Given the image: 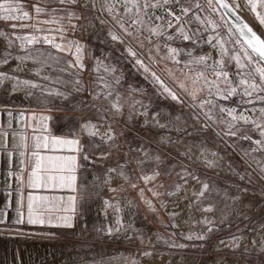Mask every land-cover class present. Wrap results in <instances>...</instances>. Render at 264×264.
Returning a JSON list of instances; mask_svg holds the SVG:
<instances>
[{
	"label": "snow or ice",
	"instance_id": "obj_1",
	"mask_svg": "<svg viewBox=\"0 0 264 264\" xmlns=\"http://www.w3.org/2000/svg\"><path fill=\"white\" fill-rule=\"evenodd\" d=\"M31 9V12L27 10L21 0H0V21L17 22L11 23L13 29L32 30L28 34L15 37L20 41L19 48L25 54L14 57L11 52L4 51L0 54V67L15 59L18 63L12 71H24L31 63L34 67L28 70L39 80L63 87L71 84V91L46 87L37 81L22 80L8 72H0V86L6 81H11L13 93L28 89L25 94L35 95L36 100L45 105L44 112L52 111V108L48 107L52 103L49 98L65 101L69 100L73 92H84L85 86L80 76L85 70V46L79 40L69 38L68 31L70 28L75 33L84 27L76 21L85 20L92 25V18L86 15L88 12L106 14L110 19L100 15H95V19L101 25H109L108 37L111 41L123 45L125 59H130L144 74V78L158 88L159 96L190 109L192 123L189 124L180 115H168L162 121L163 113L150 114V102L146 104L142 99H134L136 95H145L144 90L129 85L128 95L133 97V102L129 105V121L142 116L145 117L144 126L151 125L168 133L177 132L175 139L171 135H161L156 141L159 145H170L175 149L176 155L169 153L168 159L171 162L166 163L164 156L152 153L143 144H129L132 159H128V153H124V163L109 168L103 182L111 186L113 179L122 178L126 184L136 189V171H139V180L145 185L159 181L162 176L174 174L178 177L177 183L170 185L163 192L158 189L164 188V184H154L148 191L157 198L164 195L177 196V206L180 199L186 201L184 210L188 216L183 219V224L189 228L201 225L202 231H179L172 235L179 234L189 241H206L210 233L220 231L222 226L231 227L229 217L233 215L249 221L245 224L248 229L249 224L253 222L246 213L238 212L232 206L239 203L244 207L241 197L230 196L226 189L221 193L214 183L202 178L200 171L224 170L248 185L264 181V155L259 158L256 155L264 154V38L239 14L247 9L254 14L257 23L264 27V0H243V3L241 0H36ZM214 15L220 16V22L213 18ZM228 16L232 19L226 20ZM28 21L31 23H27ZM41 25L56 27L43 28ZM0 37L8 41L7 47L13 45L14 41L9 39L6 33L0 31ZM133 41H137V44H133ZM182 44L188 46L182 47ZM205 45L215 51V56L212 51L193 54L196 49ZM145 49L146 53L143 51ZM69 55L72 59H65ZM182 56L186 58L181 59ZM161 62L165 63L164 71L175 87L154 70ZM170 64L176 65V68L169 67ZM46 69L65 73L72 79L53 77L45 71ZM93 71L97 73L95 83L99 91L89 95L93 101L108 102L104 111L111 112L114 119L123 116L125 105L121 102L122 95L119 92V88L124 86L123 72L116 65L107 64L100 58L96 59ZM32 90H36L39 95ZM100 112L97 108V113ZM6 115L8 119L4 125H0V152L7 159V177H15L28 189H57L79 193L78 172L84 167L83 162L95 163V153L86 151V145L81 142L82 137L86 136L96 148L108 145V150L100 152L96 159H107L111 155V149L114 146L119 147L116 143L119 137L111 124L106 125L103 122L105 117L102 114L96 117L95 123L92 119L73 122V127L67 135H53L48 126L51 119L49 115L37 116L33 112L26 117L25 112L21 111L17 118L21 126H25L23 122L27 119L30 122L27 126L31 127L33 132H39L38 135L32 136L31 144L28 143L29 138L24 132H18L12 127L13 113L7 111ZM31 121L36 123L32 124ZM120 135L124 133L121 132ZM188 137L192 139L189 140ZM97 140L99 144L96 143ZM244 142H248L249 146L244 147ZM209 143L215 145V148L209 147ZM221 147L225 151L232 148L243 161V169L235 162L223 166L225 156L217 150ZM14 155L19 157L15 173L11 170L14 167ZM133 161L135 170L129 167ZM235 187L240 192L249 191L247 187ZM120 188L123 190L122 185ZM110 190L115 192L117 188L110 187ZM181 193L184 194L182 197ZM214 193L225 201L222 207H218L213 199ZM261 194H264V190ZM139 195L149 210L157 211L152 201L144 196L143 188L139 189ZM8 196H11V192ZM82 199V195L71 194L65 197L34 195L30 192L26 198L21 195L16 201L14 221L7 219V209L11 206L9 203L0 208V226H4L0 228V233L6 229L10 230V224L13 223L47 224L72 229L81 215ZM104 204L106 210L111 209L116 213L122 211L118 205L109 201H104ZM160 205L167 207L163 200ZM132 206V202H129V207ZM215 211L220 213L218 217L195 216L197 212ZM168 215L171 223L166 227L180 229L181 223L175 220L179 213L173 211ZM115 224L117 227L107 228V235H113L121 229L127 231L132 227L131 223L125 225L120 216L116 217ZM237 231L243 232V229L237 225ZM250 231L256 233L250 243L245 242L247 238L244 235L236 233L228 239L219 240L218 248H228L238 257L233 260V264H255L251 259L254 254L264 256V222L256 223ZM139 238L143 243V237ZM169 246L189 247L175 241ZM253 250H256L255 253ZM143 255L147 257L152 253L145 251ZM132 264H136V261ZM223 264H227L226 258H223Z\"/></svg>",
	"mask_w": 264,
	"mask_h": 264
},
{
	"label": "rangeland",
	"instance_id": "obj_2",
	"mask_svg": "<svg viewBox=\"0 0 264 264\" xmlns=\"http://www.w3.org/2000/svg\"><path fill=\"white\" fill-rule=\"evenodd\" d=\"M201 2H203V0H201ZM21 3L31 12V6L36 3V0H21ZM241 3H243V0H241ZM52 6L59 7L58 5ZM240 13H242L247 20L252 22L258 32L264 35V27H261L257 23L253 13L247 9H244ZM86 15L92 18V25H89L85 20L76 21V23L82 24L84 27L78 29L75 33H73L70 28L68 31L69 38L79 40L85 46V70L80 76L84 83L85 91L81 93L73 92L69 100H65V106L62 105L60 99H49L57 103L55 107L58 109L64 107L65 111L73 116L71 117L73 121L78 123L88 119H92L95 123L97 122L96 117L98 115H104L105 121L103 122H105L106 125L111 124L115 134L119 137L116 142L119 147L114 146L111 149V155L107 159H96V156H98L100 152L108 150V145H101V147L96 148L86 136L83 137L86 151L90 154L95 153V155H93L95 163L85 161L83 162L84 167L80 169L79 195H82L83 199L80 201L81 215L77 220L75 236L65 238L64 242H55V245L51 247L39 246L41 250L45 251V254L43 253L41 256L37 257L36 260L28 264H132L133 261H136V264H223V258L227 259V264H233V260L238 259V257L234 256L228 248H224L223 246H219L218 248V242L221 239H228L233 233L244 235L247 238L245 241L246 243H250L251 239L256 237V233L250 231V228L254 227L256 223L264 222V194H261L262 190H264V181L248 185L227 171L201 169L200 175L202 178L208 180L210 183H214L221 190V193L226 189L230 196L239 195L241 197L243 205L245 206L241 207L239 203H235L232 206L236 208L238 212L243 211L246 213L253 222L249 224V228L246 229L245 224H248L249 221L243 220L242 217L237 218L233 215L229 217L231 227L222 226L220 231L210 233L206 241H189L179 234L175 236L172 235L179 231L200 232L202 231V226L193 225L189 228L187 225L183 224V219H186L188 216V213L184 210L186 201L183 199H180L179 205L177 206L175 203L177 201V196L164 195L157 198L148 191L154 184H164V188L158 189L163 192L170 185L177 183L178 177L174 174L172 176H162L159 181L145 185L139 180V171H136L134 176V179L138 183V188L136 189L126 184L122 178L113 179L111 186L103 182L109 168L116 167L118 163H124V153H128V159H132L133 154L129 152V144L133 146L135 144H143V146L152 153H158L164 156L166 158V163L171 162V160L168 159L169 153H171L172 156L176 155L175 149L170 145H159L156 141L161 135H171L175 139L178 136L177 132L173 131L168 133L164 129H157L151 125L144 126L145 117L142 116L129 121V105L133 102V97L128 95L129 85L144 90L145 95H136L134 99H142L146 104L150 102V114L153 112L163 113L164 117H162V121L166 119L168 115H180L191 124V110L177 105L170 99H164L159 96L158 88L154 87L149 80L144 78V74L133 65L130 59H125L123 45L111 41L110 37H108L107 32L109 25H101L99 21L95 19V15H100L105 19H110V17H107L106 14H93L91 12L86 13ZM46 18L47 17H41V19ZM213 18L216 19L217 22H220L219 15H214ZM11 23L17 22L0 21V31L6 33L9 39L14 41L13 45L9 48L7 47L8 41L0 37V54L4 51H9L14 57L22 56L25 53L20 50V41L16 40L15 37L17 35L28 34L32 30L30 28H25L23 30L13 29ZM27 23H31V21ZM65 24H67V22H65ZM41 27L55 28L56 25H41ZM133 44H137V41H133ZM181 46L185 47L188 45L182 44ZM229 46L231 47V45ZM143 51L146 53V49ZM209 51H212L213 56H215V51L211 50L207 45L203 48L196 49V52L193 54L207 53ZM97 58L103 59L107 64L116 65L124 74V86L119 88V92L122 95L121 102L125 105L123 110L124 114L121 117L114 119L111 112L104 111L108 107V102L102 100L93 101L92 96L89 95V93L99 91L95 83L97 73L93 71ZM156 58L158 59V57ZM185 58L186 57L183 56L181 57V59ZM65 59L70 60L72 57L69 55L66 56ZM17 63L18 61L15 59L10 60L8 64L0 67V72H8L10 75L19 77L22 80L37 81L46 87L60 88L61 91L65 92L71 91V84L65 87L64 90L63 86L60 84H50L48 81L39 80L38 77L28 70L34 67L31 63L27 65L24 71H12V69L17 66ZM169 67L175 69L176 65L170 64ZM164 68L165 63L161 62L154 70L158 71V73L165 78L166 82L172 85V81L168 80ZM45 71L49 72L53 77L60 76L63 80L72 79V77L65 73L53 72L51 69H46ZM12 83L11 81H6L3 86H0V107H19L24 105V103L37 106L41 105V103L36 101L35 95L28 96L25 94L28 89L13 93L11 90ZM172 86L175 87V85ZM32 91L35 92L36 95H39L36 90ZM33 101L34 103H31ZM97 108L101 110L100 113H97ZM121 132H123L124 135H120ZM209 135H211V133H209ZM187 139L190 140L192 138L188 137ZM96 143L99 144L100 142L97 140ZM243 146L248 147V142H244ZM209 147L215 148V145L209 143ZM217 150L220 151L221 155L225 156L223 166H226L229 162H235L240 169H243V161L232 148H227L225 151V149L221 147ZM256 155L257 158H259L264 154L258 153ZM129 167L135 170V162L133 161ZM178 170L179 169H177V171ZM217 172H219V174H217ZM89 173L95 174V177L89 178ZM121 185L123 186V190L120 188ZM235 185L247 187L249 191L240 192ZM110 187L117 188V191H111ZM140 188L144 189V196L152 201L157 210L156 212L149 210L145 205L139 195ZM183 195V193L180 194L181 197ZM213 199L217 202L218 207H222L225 203L221 196H217L215 193L213 194ZM161 200L166 203L167 207H161ZM104 201H109L112 204L118 205L122 211L116 213L111 209L106 210ZM129 202H132L134 206L129 207ZM227 202L232 203V201ZM173 211L179 213L175 220L181 223L180 229L171 228L170 226L166 227V225H170L171 223L168 214ZM203 215L218 217L220 213L218 211L213 213H195L197 218ZM117 216L122 218L125 225L131 223L132 227L128 228L127 231L121 229L120 232L107 235V228L117 227L115 224ZM237 225H239L240 229H243V232L237 231ZM141 236L144 240L143 243H141V239L139 238ZM172 241H175L177 244H187L189 247H170L169 244ZM201 244H203L204 247H199ZM20 248L10 247L9 245L4 247L7 255H5L3 263L21 264L19 260ZM145 251H150L152 255L147 257L144 256L143 252ZM255 251L256 250H253L254 253ZM8 253H11V255ZM251 259L255 261V264H262V262H264V256H256L254 254ZM14 260H17V262L15 263ZM6 261H8V263Z\"/></svg>",
	"mask_w": 264,
	"mask_h": 264
},
{
	"label": "crops",
	"instance_id": "obj_3",
	"mask_svg": "<svg viewBox=\"0 0 264 264\" xmlns=\"http://www.w3.org/2000/svg\"><path fill=\"white\" fill-rule=\"evenodd\" d=\"M69 88V87H68ZM65 90V87H63ZM37 101V100H36ZM35 101V102H36ZM62 105L65 106V101H61ZM60 102V103H61ZM31 103H34L31 102ZM57 103L52 102L48 105V107L52 108L51 112H44L43 109L45 105L41 104L39 106L24 103L19 107H0V125H4V122L8 119L6 113L7 111H11L13 113V121L12 127L16 129L18 132H24L28 136V143H32V136L38 135L39 132H33L31 127L27 125L30 123L27 119L23 122L25 126H21L18 122V116L21 111L25 112L26 117L30 116L33 112L37 116L49 115L51 119L49 120V128L53 135H67L69 129L73 127V119L68 112L65 111V108L61 107L58 109L55 107ZM32 124H35V121H31ZM78 123V122H76ZM81 142L84 144V139L82 137ZM50 154V153H44ZM62 154H70V153H62ZM19 165V157L18 155H14V167L11 169L14 173L17 171V167ZM7 159L2 152H0V208H3L5 203H9L11 206L7 209L9 221H14L16 218L15 205L17 199L22 195L26 198V196L31 192L34 195H47V196H65L67 197L69 194L71 195H79V193H69L67 190H57V189H38L32 190L28 189L24 185L20 183L19 180L7 177ZM79 175L78 172V184H79ZM27 178V173H25V181ZM11 185V187H9ZM11 192V196H8V193ZM78 220V218H77ZM77 220L75 221V227L72 229H67L63 227H52L47 224L45 225H29L27 223L22 225L10 224V230L6 229L2 233H0V261L1 264H4V257L7 255L4 246L6 243L10 247L20 248L21 246L32 245V246H41V247H51L54 246L55 242H64L65 238H71L75 236V231L77 230ZM4 226H0L3 228ZM49 245V246H48ZM11 255V253H8Z\"/></svg>",
	"mask_w": 264,
	"mask_h": 264
},
{
	"label": "bare ground",
	"instance_id": "obj_4",
	"mask_svg": "<svg viewBox=\"0 0 264 264\" xmlns=\"http://www.w3.org/2000/svg\"><path fill=\"white\" fill-rule=\"evenodd\" d=\"M240 14L256 30V27L252 24V22L247 20L242 13H240ZM260 34L264 38V35L262 33H260ZM88 177L94 178L95 174L89 173ZM7 245L8 244L6 243L4 247H6ZM43 253L45 254V251L41 250L40 247L36 246V245L35 246H32V245L21 246L20 252H19V260H20L21 264H28L31 261L36 260V258L41 256ZM14 261H15V263L17 262V260H14ZM6 262L8 263V261H6Z\"/></svg>",
	"mask_w": 264,
	"mask_h": 264
},
{
	"label": "water",
	"instance_id": "obj_5",
	"mask_svg": "<svg viewBox=\"0 0 264 264\" xmlns=\"http://www.w3.org/2000/svg\"><path fill=\"white\" fill-rule=\"evenodd\" d=\"M240 14V13H239ZM241 15V14H240ZM242 16V15H241ZM242 18H243V16H242ZM226 20H230V19H232V17L231 16H228V17H226L225 18ZM243 20L244 21H246L244 18H243ZM247 22V21H246ZM248 23V22H247ZM249 24V23H248ZM250 25V24H249ZM251 26V25H250ZM252 27V26H251ZM253 28V27H252ZM254 29V28H253ZM255 30V29H254ZM258 34H260L257 30H255ZM261 35V34H260ZM262 37V36H261ZM263 38V37H262Z\"/></svg>",
	"mask_w": 264,
	"mask_h": 264
}]
</instances>
